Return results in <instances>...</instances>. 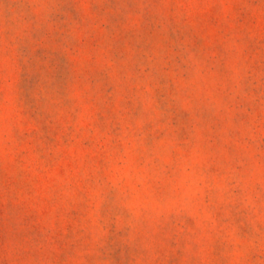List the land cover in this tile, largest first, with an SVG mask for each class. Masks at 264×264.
I'll return each mask as SVG.
<instances>
[{
  "label": "rangeland",
  "instance_id": "rangeland-1",
  "mask_svg": "<svg viewBox=\"0 0 264 264\" xmlns=\"http://www.w3.org/2000/svg\"><path fill=\"white\" fill-rule=\"evenodd\" d=\"M0 264H264V0H0Z\"/></svg>",
  "mask_w": 264,
  "mask_h": 264
}]
</instances>
